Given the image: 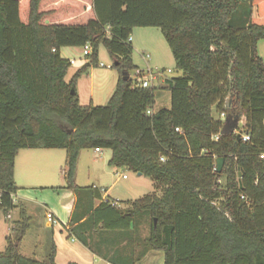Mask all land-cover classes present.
Returning a JSON list of instances; mask_svg holds the SVG:
<instances>
[{
	"label": "trees",
	"instance_id": "16d2710c",
	"mask_svg": "<svg viewBox=\"0 0 264 264\" xmlns=\"http://www.w3.org/2000/svg\"><path fill=\"white\" fill-rule=\"evenodd\" d=\"M135 27L159 28L182 71L165 80L169 108L152 110L154 88L122 78L137 68ZM261 39L264 0H0V213L15 207L18 152L64 149L66 188L77 197L69 232L111 264H141L150 250L163 264H264ZM87 43V62L66 81L60 48ZM101 45L119 77L105 104L81 105L76 81L98 65ZM222 113L242 115L238 130L250 139L220 134ZM96 148L154 191L121 207L78 186V155ZM28 222L22 209L0 264H55L53 249L47 261L19 253Z\"/></svg>",
	"mask_w": 264,
	"mask_h": 264
},
{
	"label": "crops",
	"instance_id": "0c3cea01",
	"mask_svg": "<svg viewBox=\"0 0 264 264\" xmlns=\"http://www.w3.org/2000/svg\"><path fill=\"white\" fill-rule=\"evenodd\" d=\"M255 14V9H253L252 15ZM130 42L132 44V38ZM82 51L83 47L81 46H65L60 48V55L62 57L68 60L73 59L75 61V63L70 64V67L68 68L67 74L65 76L66 81H69L72 75L87 62V59H84L82 57ZM257 51L264 62V39L258 41ZM108 67L109 68L101 70L96 67H90L77 79L76 92L79 103L81 105H103L101 103L109 99L116 86L119 74L117 70L111 68V65H109ZM242 119L244 118L242 117ZM22 150H24L23 159H25V161L23 162V168L26 174V178L24 179V181L19 182L15 179V172L17 166V158L20 154V151ZM37 150L45 149H21L16 155L14 162V179L17 186V191L13 194L12 199L15 207L10 210L5 216L8 218V220L13 219L12 216L14 215L17 216V218H15V216L12 220L14 222L13 226L19 220L20 211L22 209L26 212V215L29 218L28 228L18 245L19 253L23 256L33 258L38 261H47L53 249L55 264H111L101 256L90 251L85 245H83L70 234V220L76 206V194L69 188L59 186L55 187V185H61L58 184L59 181H39L42 179V176L46 172V168L44 166L45 164H43L41 161L44 156H52V153H46V151L40 152ZM83 150H81L78 155L76 170L78 168L80 160L83 158ZM93 150L95 152L102 151V149H100L99 151H96L95 149ZM55 156L59 155L55 154ZM36 163H38V165H36ZM77 185L79 186V184ZM95 185H100L103 188V184L91 182V186L95 187ZM52 187H55V189H53ZM114 187L115 183H112L110 186H108V188L105 189L104 193L101 196L102 200L105 198H109L110 200L118 201L117 205L121 206V202H123L124 200L119 198L118 193L113 192ZM19 188H23L24 190L22 189L23 191H18L20 190ZM47 188H51L52 190H54L56 192V195H38L35 191V189L45 190ZM110 192H113L114 195L111 196ZM88 200L89 198L87 199V201ZM100 202L101 199L95 200L94 207L97 206ZM33 207H36V210L38 207L43 208V215H45L46 218L45 222L39 220L37 214L34 212V210H32L34 209ZM47 213L52 214L53 218L57 221L56 224L48 221L46 217ZM83 219H81L80 222L83 221ZM34 234H36V237L34 236ZM32 237L34 239L33 244L29 247L27 245V252H22L21 249L22 246H24V239ZM162 261V255L154 252V250H150L142 258L141 264H161Z\"/></svg>",
	"mask_w": 264,
	"mask_h": 264
},
{
	"label": "rangeland",
	"instance_id": "374dc122",
	"mask_svg": "<svg viewBox=\"0 0 264 264\" xmlns=\"http://www.w3.org/2000/svg\"><path fill=\"white\" fill-rule=\"evenodd\" d=\"M131 38L132 42V52L131 59L132 63L139 69L151 68L153 70L158 69L163 74L158 78L157 81L153 82L152 86L154 88V104L152 110L157 111L160 108H169L170 107V92L167 88V84L161 82L162 78H173L179 77L182 75V71L177 69L175 66V60L172 55L171 49L167 44L165 38L163 37L161 31L157 27H135L132 30ZM147 55V56H146ZM84 59L86 57L82 56ZM112 59L110 58L106 48L100 46L98 49V65L95 66L98 69L109 68V65H112ZM112 69H115L111 67ZM116 70V69H115ZM134 70L129 74L132 76ZM107 102L103 101L101 104ZM214 115H216L214 113ZM244 119L239 122V128L242 127ZM20 151V154L17 158L16 166V181H24L26 174L23 168V152ZM26 151V150H25ZM37 151H46V153H52V156H44L42 163L45 164V174L42 176V179L39 181H48V182H58L61 185H55L59 187L66 188V180L63 175V170H65V150L64 149H45ZM83 158L78 164L76 170L75 182L81 187L91 186V182H96L103 184V188L100 185H95L101 193H104V190L108 188L112 183H115L113 188L114 193L119 194V198L127 201L136 200L144 195L154 191L153 184L150 178L138 175L135 172H131L124 168H116L109 166L107 160L110 156L111 151L109 149H102L101 152H95L93 149H84ZM58 154L59 156H55ZM38 165V163H36ZM122 174H125L126 177L123 178ZM23 178V179H22ZM14 179V180H15ZM34 180V179H33ZM37 181V180H36ZM63 181V182H62ZM62 182V183H61ZM55 187H52L55 189ZM18 191H23L21 188ZM36 193L39 195H56V192L51 188L45 190L38 189ZM110 192V195L113 196L114 193ZM55 197V196H52ZM56 200V198H55ZM55 202V201H54ZM125 202H121V206L125 205ZM34 212L39 217V220L42 222L46 221L45 215H43V208L33 207ZM16 215L12 216L13 219ZM17 218V216L15 217ZM8 220V218L0 213V252L4 251L7 246L8 235L13 238L14 232L12 230L14 222ZM38 221V222H40ZM143 234H146L147 226H144ZM36 237V234H34ZM34 242L32 238H25L22 246V252H27L28 247ZM154 252L162 255L163 252L159 250H154ZM103 264V263H102ZM163 264V261L162 263Z\"/></svg>",
	"mask_w": 264,
	"mask_h": 264
},
{
	"label": "built area",
	"instance_id": "2783aa9c",
	"mask_svg": "<svg viewBox=\"0 0 264 264\" xmlns=\"http://www.w3.org/2000/svg\"><path fill=\"white\" fill-rule=\"evenodd\" d=\"M128 40H131V38H129ZM90 53V45L87 43L83 46V51H82V56L86 57L88 54ZM70 64H74L75 61L73 59L69 60ZM163 73L160 72L158 69L153 70L151 68H146V69H139L136 68L133 72V75H129L131 77V80L133 82L134 86L137 87H142V88H147L152 86L153 82L157 81L158 78L162 75ZM166 79L162 78L161 82H164ZM149 113V111H148ZM225 115L222 113L221 114V119L222 121L224 120ZM176 131H180L179 128H175ZM235 133H240V138L243 141H247L249 140V135L246 133H242L241 131H239L238 129H236L234 131ZM217 138V136H215V139ZM96 151H99V148L95 149ZM260 158H264V154H260ZM161 160H163V158H161ZM122 177L125 178L126 175L122 174ZM46 217L48 219V221H50L53 224H56L57 221L53 218L51 213H47Z\"/></svg>",
	"mask_w": 264,
	"mask_h": 264
},
{
	"label": "water",
	"instance_id": "95a60500",
	"mask_svg": "<svg viewBox=\"0 0 264 264\" xmlns=\"http://www.w3.org/2000/svg\"><path fill=\"white\" fill-rule=\"evenodd\" d=\"M122 78L123 80H128L129 73L128 71L122 72ZM242 119V115H233V114H227L223 120L222 127L220 129V134H230L233 133L236 129L239 127V122ZM237 139H240V133H237L236 135ZM224 158L223 157H216L215 158V168L214 171L217 173H220L222 166H223ZM138 175H141L140 173H137Z\"/></svg>",
	"mask_w": 264,
	"mask_h": 264
}]
</instances>
